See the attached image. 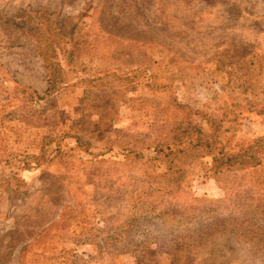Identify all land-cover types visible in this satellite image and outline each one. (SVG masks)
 I'll list each match as a JSON object with an SVG mask.
<instances>
[{"label":"rangeland","instance_id":"rangeland-1","mask_svg":"<svg viewBox=\"0 0 264 264\" xmlns=\"http://www.w3.org/2000/svg\"><path fill=\"white\" fill-rule=\"evenodd\" d=\"M0 264H264V0H0Z\"/></svg>","mask_w":264,"mask_h":264},{"label":"trees","instance_id":"trees-1","mask_svg":"<svg viewBox=\"0 0 264 264\" xmlns=\"http://www.w3.org/2000/svg\"><path fill=\"white\" fill-rule=\"evenodd\" d=\"M68 21H69V19H68ZM74 45H76V43L74 44ZM73 45V46H74ZM39 55H40V57L42 58V60H43V62H44V66H45V68L46 69H50V70H52V77L50 78V88H49V90H51V91H53L54 89H55V86H56V84L58 83V80H56V78H55V68H54V66H53V64L50 62V59L54 56V54H49V52L48 51H40L39 52ZM73 56V52H69V60H68V64H70L71 62H70V60L73 58L72 57ZM71 65V64H70ZM69 66V65H68ZM60 83H65V81H63L62 79H60V81H59ZM48 90V91H49ZM206 123L207 124H209L210 122H209V118L206 120ZM81 126H83V124L81 125ZM100 125L99 124H95V127H96V131L95 132H97V131H99V127ZM201 131V130H200ZM85 132V131H84ZM196 146H200L199 145V140H196V142H193ZM154 149H156V148H154ZM230 159H232V156L231 157H229L227 160H226V164H228L229 165V169H231L233 166V164H229V162H230Z\"/></svg>","mask_w":264,"mask_h":264}]
</instances>
